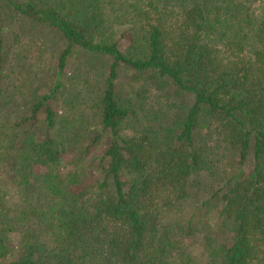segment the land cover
<instances>
[{"label": "trees", "instance_id": "16d2710c", "mask_svg": "<svg viewBox=\"0 0 264 264\" xmlns=\"http://www.w3.org/2000/svg\"><path fill=\"white\" fill-rule=\"evenodd\" d=\"M15 23L60 47L54 79L0 123L11 157L0 264H264V0H0V80L14 42L3 30ZM77 53L106 64L97 133L82 149L58 110ZM124 72L181 96L167 121L156 114L140 135L125 133L140 117L121 93ZM211 126L236 170L202 197L214 149L196 138ZM67 147L93 177L61 170Z\"/></svg>", "mask_w": 264, "mask_h": 264}, {"label": "rangeland", "instance_id": "374dc122", "mask_svg": "<svg viewBox=\"0 0 264 264\" xmlns=\"http://www.w3.org/2000/svg\"><path fill=\"white\" fill-rule=\"evenodd\" d=\"M114 31L115 38H117L118 28H115ZM17 33L20 34L15 39ZM3 35L7 42L12 43L10 42L11 40L14 42L10 44L11 48L4 66L2 79L0 80V91L5 96L3 100L0 98V123L5 120L6 116L16 114L21 109L23 102L27 101L31 96L30 94L36 91L37 88H42L48 81L54 79L52 74L57 61L56 53L60 47L51 32L33 27L21 33L17 23L5 27ZM18 55L20 59L17 62ZM104 61L101 58H90L86 54L77 53L70 60V64L62 75L66 85L63 92L66 102L63 101L58 110L60 109L59 113L64 116L67 108L68 113H70L68 114L69 119L73 120L72 126H76L75 128L78 130L80 129L78 138L70 142L71 145L77 144L80 149H82V145L85 147L87 140L97 133L95 131L97 129V97L104 86L103 74L106 67ZM90 65H94L95 68H91ZM122 74L123 76L120 78L121 93L132 97L137 114L140 117V121L131 116L128 118L125 125V133L140 135L144 124L153 123L149 116L154 117L159 114V117H163L161 118L162 122L167 121L168 115L172 114L171 107L173 103L181 96H176L172 91L158 92L155 88L149 86L143 88L144 83L142 81L134 79L126 72ZM75 94L79 95L80 101L79 103L73 101L76 106L72 108L70 105L71 96ZM137 94H141L142 97H138ZM67 99L69 100L67 101ZM140 104L141 109L138 108ZM218 132L214 126L204 127L200 130L199 137L196 138L201 143L205 142L210 149H214L209 152L214 168L212 169V176L207 178V189L200 193L202 197L208 196L218 185L229 180L236 170V162L232 153L228 150H222L223 144H218L217 142ZM98 147V151H103V142H100ZM4 149L0 145V160L2 161L1 164H3L2 167L0 166V174L8 179L6 174L10 172L11 157L3 153ZM98 151L95 153H99ZM95 153L87 155L94 158L96 156ZM62 155L63 165L61 170L63 172L68 173V170L71 169L70 171H73L74 167H77L76 169L82 171V175H85V178L93 177L95 167H90L86 170L87 166L83 161H75L77 155L74 149L67 147L62 152ZM43 170V168H38L35 171L41 172ZM86 171H89V174ZM17 241V235L12 233L10 245H19Z\"/></svg>", "mask_w": 264, "mask_h": 264}]
</instances>
